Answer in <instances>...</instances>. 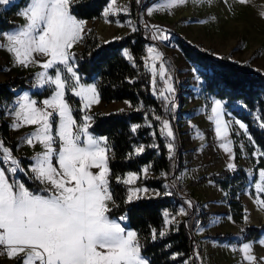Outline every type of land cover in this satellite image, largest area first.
Segmentation results:
<instances>
[{
    "label": "snow or ice",
    "instance_id": "1",
    "mask_svg": "<svg viewBox=\"0 0 264 264\" xmlns=\"http://www.w3.org/2000/svg\"><path fill=\"white\" fill-rule=\"evenodd\" d=\"M12 2L0 0V6ZM187 2L165 0L149 8L148 15L171 10ZM247 2L239 0L241 4ZM71 4L72 0H27L19 13L25 23L11 32L0 33V50L11 54L16 65L25 68L38 66L41 71L36 73L34 86L51 90V95L42 101L38 102L25 92L13 105L5 106L13 117V130L35 126L26 134L23 143L33 148L39 144L42 150L34 154L32 163L25 168L21 159L14 156L13 150L0 139V255L11 260L18 258L19 264H150L142 255L143 245L138 233L127 230L119 222L127 217L121 216L116 220L109 215L112 210L110 203L118 207L110 187L111 146L107 137H96L89 131L93 117L88 115V111L93 104L99 103V92L96 84L82 83L76 71L75 54L71 50L84 39L85 21L72 14ZM112 4L115 0H111L105 10V17L113 11ZM151 29L154 40H169L160 26L151 25ZM147 52L146 66L152 76V92L165 101V111H174L175 88L164 54L155 47H149ZM124 55L129 60L133 59L128 51ZM157 77L164 84L159 90ZM68 93L80 99V111L84 115L79 122L66 99ZM225 115L224 103L215 99L209 119L215 125L216 137L222 141L219 146L232 154V140L228 138L232 122L226 120ZM155 119L161 124V134L168 138L166 146L171 158L175 153L172 125L161 116H155ZM235 123L245 134L248 133L244 123ZM259 126L264 129V122ZM139 127L133 125L132 132ZM248 139L252 141L250 135ZM151 147L158 146L153 144ZM143 151V145L135 149L137 155ZM257 154L264 156L259 149ZM227 167L235 170L234 163H228ZM148 171L147 167L142 170L145 175ZM20 173L44 187L39 191L30 190L17 179ZM138 178L137 174L128 173L123 178L117 176L116 181L132 185ZM254 186L256 203L264 209V199L259 195L264 193V169L259 170V181ZM147 191V188H129L127 202L139 199L138 194ZM154 194L159 195L158 192ZM186 204L188 208L195 207L191 200ZM187 214L181 207L178 215ZM164 217L165 226L176 223V217L169 218L168 212ZM164 235V231L159 232L160 237ZM156 238L157 232L152 229V239ZM259 243L264 246V240ZM240 251L244 260L254 264L256 257L252 254L251 244H244ZM196 256L199 258L198 252Z\"/></svg>",
    "mask_w": 264,
    "mask_h": 264
},
{
    "label": "trees",
    "instance_id": "2",
    "mask_svg": "<svg viewBox=\"0 0 264 264\" xmlns=\"http://www.w3.org/2000/svg\"><path fill=\"white\" fill-rule=\"evenodd\" d=\"M27 0H18L7 6H0V32L7 30L17 23L12 16L17 13ZM109 0H72L70 11L78 19L98 18ZM111 18H114L111 15ZM176 44L182 54L196 67L197 74L202 79V89L206 97L219 99L224 103L226 110L243 121L253 140V146L264 152V129L260 123L264 122V72L251 66L248 62L232 59L227 53H218L214 49L206 48L201 44L192 43L182 35L175 33ZM151 42L147 30L136 28L124 35L103 40L96 30L90 28L84 35L82 49L76 50L75 62L77 70L84 76V81L89 82L97 77V89L103 101L127 99L131 102L129 108L111 112L95 111L92 115L91 129L96 134L106 135L111 146L109 155V168L111 170L110 187L113 198L118 207L111 206L110 217L122 214L127 216V227L133 228L143 245L142 255L150 264H202L196 256V239L192 228L196 224V217L191 213L165 233L163 237L159 232L165 226L164 210L171 213L178 211L175 202L183 201V196L177 192L172 182L171 194L142 195L139 199L127 202L130 185L118 183L116 177H125L126 173L133 171L139 174L135 184L145 183L148 186L160 188L165 178L149 177L143 179L141 171L144 165L151 163L155 174L165 171L168 175L175 172L178 161L174 155L170 158L167 146L159 140L158 147L146 146L144 151L137 155L135 147L148 144L151 140L150 129L158 126L155 116H171L165 111V101L158 94L152 92V76L146 66L144 54L147 45ZM127 49L132 56L129 60L124 55ZM166 66L174 78L175 66L171 59L164 55ZM31 73L11 75L0 80V139L16 154L17 138H12L9 132V122L4 118L7 108L13 98L29 86ZM172 78V80H174ZM157 88H162L163 82L157 78ZM50 90L38 92V98L48 96ZM74 109V116L79 122L80 99L71 93L66 95ZM167 112V113H165ZM260 119H257V118ZM154 122V127L142 126L145 119ZM139 124L136 132L132 126ZM237 159L240 154L237 152ZM23 165L27 168L30 160L21 157ZM177 160V159H176ZM181 163V159H180ZM264 168V156H259L255 163V170ZM18 176L33 191H39L43 185L29 179L23 173ZM213 180L226 192V200L230 206V213L235 220H241L244 214V203L237 197L238 192L246 186L249 177L246 169L239 163L235 170L222 168L217 173L203 175L194 183L203 180ZM255 176L253 177V180ZM264 199V195H263ZM191 210V209H189ZM204 220L206 214L204 213ZM152 229L157 232V238L152 239ZM264 232L262 225H246L241 240L259 236ZM218 237L225 235L219 234ZM228 239H233L227 236ZM0 264H19V259L9 263L0 261Z\"/></svg>",
    "mask_w": 264,
    "mask_h": 264
},
{
    "label": "rangeland",
    "instance_id": "3",
    "mask_svg": "<svg viewBox=\"0 0 264 264\" xmlns=\"http://www.w3.org/2000/svg\"><path fill=\"white\" fill-rule=\"evenodd\" d=\"M15 1L18 0H13V2ZM164 2L165 0H148L147 2H142V0H139V2L137 0H115V4H112L113 11H110L109 15L105 17L104 12L111 3V0H109L101 17L80 19L85 21V33L93 28L103 40L124 35L133 28L145 29L151 39L146 52L149 47H155L164 55H167L175 66L172 82L175 88L173 98L176 108L172 111L171 116L165 115L163 118L170 121L175 135L174 157L175 161H178L176 170L171 175H168L165 171L155 174L151 169V163L146 164L143 169L147 167L149 171L147 175L141 171V177L146 179L163 176L165 180L162 186L156 188L140 183L132 184L129 188L148 189L147 192L139 193V196L152 195L157 192L171 194L169 183L172 185L173 182L177 192L183 196V201L175 202L178 205L176 213H171L168 209L164 210V213H169V218L176 217V223L164 226L163 231L165 233L189 215H178L181 207L194 216V207L188 208L187 200H191L195 206L200 207L201 215L194 216L197 221L192 228V232L196 239L195 251L199 253L202 264H249L248 261L243 259V253L240 251L244 244L252 245V254L256 257L254 264H264V246L259 243V241L264 240V232L257 237L241 240L246 225L264 224V209L256 203L257 193L254 186L259 181V170L264 168L255 170L258 154L255 147L253 150L250 149L253 146V140L249 141L248 139L250 133L248 131L245 134L239 128L235 121L244 122L226 108L225 119L232 122L228 138L232 140L233 153H226L219 146L222 141L216 137L215 125L209 119L211 105L215 99L211 100L203 93L202 79L197 74L195 65L182 54L177 46L176 35L174 34V32L178 33L186 40L214 49L218 53H227L232 59L248 62L251 66L264 72V15H261L264 13V0H248L244 4L239 3V0H188L185 5L177 6L171 10L155 11L152 15H148L149 8H154ZM26 4L12 16L17 24L0 33L11 32L25 23L24 18L19 13L25 8ZM111 15L114 18H111ZM145 25L149 27L146 28ZM151 25H158L165 30V34L170 37L169 40H154ZM82 47L83 41L74 45L71 51L74 53ZM125 51L128 50L125 49ZM158 66L159 62H157ZM39 71L41 69L36 65L25 68L14 64L12 55L5 50H0V80L11 75L31 73L29 86L16 95L9 105H13L17 97L25 92L38 102L51 95V90L47 87L41 89L34 86L36 84V73ZM76 71L78 72L77 66ZM78 74L82 83L96 84L97 86V77L85 82L84 76L79 72ZM45 89L50 90L49 95L39 99L38 92ZM126 102L129 103V100L106 102L99 95V103L91 106L88 115L92 116L98 110L111 112L128 108L125 105ZM81 107L82 105H80ZM83 115L82 112L81 117ZM5 116L12 124L13 117L8 114V110H6ZM141 125L154 127L155 124L146 118ZM158 126L161 127L160 122H158ZM34 127H28L29 132H32ZM20 129L13 130L12 128L14 133L19 132ZM156 129L157 127L150 129L151 140L148 144H141L144 149L146 146L158 145L160 137ZM89 131L96 137H107L106 135L94 133L91 127ZM26 134L22 137H25ZM201 134L202 138H199ZM141 145H137L135 149ZM237 152L240 154L239 159L236 157ZM230 162L241 164L246 169L249 177L246 186L237 194V197L244 203V214L241 220H235L232 217L229 211L230 206L226 200V192L219 184L210 179L197 183L193 182V180H197L203 175H211L222 168H228L227 165ZM92 171L95 172L97 169ZM128 173H135L139 176L138 173L129 171L125 177ZM254 176L255 179L253 180ZM259 195L263 199L264 193ZM204 213L206 214L205 220ZM219 234L225 235L226 238L218 237ZM227 236L233 237L234 240L228 239Z\"/></svg>",
    "mask_w": 264,
    "mask_h": 264
},
{
    "label": "crops",
    "instance_id": "4",
    "mask_svg": "<svg viewBox=\"0 0 264 264\" xmlns=\"http://www.w3.org/2000/svg\"><path fill=\"white\" fill-rule=\"evenodd\" d=\"M127 100V99H126ZM126 107H130L131 106V102L129 101V103H125ZM6 113V112H5ZM4 118L6 119L7 116L4 115ZM7 120V119H6ZM8 121V120H7ZM9 122V121H8ZM31 126H24V127H21L20 131L19 132H16L14 133V131L12 130V127H11V124L9 122V132H10V136L12 138H17L18 139V144H17V147H16V156L18 157H27L29 160H30V163L27 164V166L29 164L32 163V160L31 158L34 156V154L36 152H39L41 150V147L40 145L36 144V146L33 148V147H30L28 146L26 143H23V139L24 137H22L24 134L26 133H30L29 132V128ZM24 166V165H23ZM17 179L21 180L22 179L20 178V176H17ZM23 182V181H22ZM112 204L110 203L109 204V207H111ZM121 216H126V214H122V215H119V216H116V217H110L112 219H116V220H119V217ZM127 217V216H126ZM122 226H124L127 230H131V231H135L133 228H130V227H127V219L124 220V221H119ZM136 232V231H135ZM144 256V255H143ZM145 257V256H144ZM2 258V259H1ZM0 261L1 262H4V263H9L11 262L12 260L11 259H8L6 255H0Z\"/></svg>",
    "mask_w": 264,
    "mask_h": 264
},
{
    "label": "built area",
    "instance_id": "5",
    "mask_svg": "<svg viewBox=\"0 0 264 264\" xmlns=\"http://www.w3.org/2000/svg\"><path fill=\"white\" fill-rule=\"evenodd\" d=\"M148 0H142V2H147ZM157 12H160V11H157ZM147 52L144 54V59L146 60L147 59ZM165 113H167V112H165ZM156 131H157V133H158V136L160 137V140L164 143V144H166V143H168L169 141H168V138H166V136L165 135H162L161 134V127L160 126H157V129H156ZM14 155V154H13ZM14 156H16V155H14ZM169 156V153L167 154V157ZM16 157H18V156H16ZM18 158H20V157H18ZM21 159V158H20ZM22 161V160H21ZM22 164H23V162H22ZM193 213H194V215H196V216H200L201 215V209H200V207H197V206H195L194 207V210H193Z\"/></svg>",
    "mask_w": 264,
    "mask_h": 264
}]
</instances>
